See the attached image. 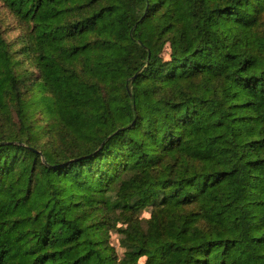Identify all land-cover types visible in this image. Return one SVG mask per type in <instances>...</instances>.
<instances>
[{
  "label": "trees",
  "instance_id": "16d2710c",
  "mask_svg": "<svg viewBox=\"0 0 264 264\" xmlns=\"http://www.w3.org/2000/svg\"><path fill=\"white\" fill-rule=\"evenodd\" d=\"M0 9V264H264V0Z\"/></svg>",
  "mask_w": 264,
  "mask_h": 264
},
{
  "label": "rangeland",
  "instance_id": "374dc122",
  "mask_svg": "<svg viewBox=\"0 0 264 264\" xmlns=\"http://www.w3.org/2000/svg\"><path fill=\"white\" fill-rule=\"evenodd\" d=\"M0 15H1L3 18L6 17V22L9 23V22L11 21L10 16L7 14V12H5V11H3V10H1V9H0ZM10 24H13V22H11ZM140 218H145V219H147V218H148V213H147V212H144L143 215H142ZM110 242H111V245L114 247V249H115L117 255H118L119 257H121L123 251H122V249H120L119 246H118V243H117V242H118V236H117V234H112V235H111V237H110ZM142 263H143V260L140 261L138 264H142Z\"/></svg>",
  "mask_w": 264,
  "mask_h": 264
}]
</instances>
